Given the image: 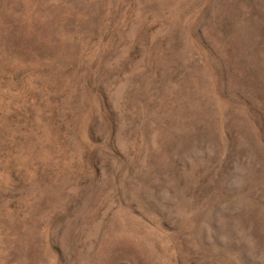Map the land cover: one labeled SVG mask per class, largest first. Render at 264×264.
I'll use <instances>...</instances> for the list:
<instances>
[{"label": "rangeland", "instance_id": "obj_1", "mask_svg": "<svg viewBox=\"0 0 264 264\" xmlns=\"http://www.w3.org/2000/svg\"><path fill=\"white\" fill-rule=\"evenodd\" d=\"M0 264H264V0H0Z\"/></svg>", "mask_w": 264, "mask_h": 264}]
</instances>
